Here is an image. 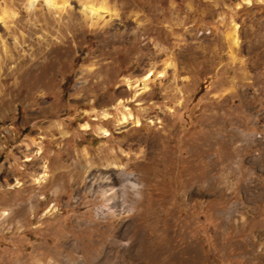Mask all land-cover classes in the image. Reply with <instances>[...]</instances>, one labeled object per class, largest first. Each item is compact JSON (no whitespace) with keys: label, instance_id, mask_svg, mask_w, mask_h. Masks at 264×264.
<instances>
[{"label":"rangeland","instance_id":"obj_1","mask_svg":"<svg viewBox=\"0 0 264 264\" xmlns=\"http://www.w3.org/2000/svg\"><path fill=\"white\" fill-rule=\"evenodd\" d=\"M57 1L0 0V264H264V0Z\"/></svg>","mask_w":264,"mask_h":264},{"label":"bare ground","instance_id":"obj_2","mask_svg":"<svg viewBox=\"0 0 264 264\" xmlns=\"http://www.w3.org/2000/svg\"><path fill=\"white\" fill-rule=\"evenodd\" d=\"M36 2V0H30V4H31V7H33L32 5H34V3ZM45 2H46V4H47V6H49L50 8H52V7H59V5H58V1L57 0H45ZM246 2L247 3H250V0H246ZM66 4H67V1H64L62 4H61V6L60 7H62L63 8V10H64V8L66 7ZM59 7V8H60ZM58 8V9H59ZM61 9V8H60ZM101 9H107V7H105L103 4L102 5H100V6H95L94 4H88V5H86L85 6V12H86V10H88L89 11V13L91 12V13H99L100 12V10ZM62 10V9H61ZM87 13V12H86ZM87 15V14H86ZM91 17V16H90ZM3 17H0V19H2ZM237 24V23H236ZM234 25V31H233V33H232V37H233V41H234V43H235V45L236 46H238L239 44H240V38H239V36H238V33H237V29H238V26L237 25ZM164 73H165V71L163 70V71H161L160 72V76H163L164 75ZM152 75L151 74H148V75H146V77L144 78V81H143V83H137V81L134 79V78H132V77H130V76H125L124 77V81H125V84L127 85V87L129 88V89H132V88H136V87H138L139 86V92L137 93L138 95L139 94H141V93H143V92H145V91H148L149 89H150V86H149V78L151 77ZM142 84V85H141ZM138 90V89H137ZM101 117L103 118V119H110L112 116H111V113L107 110V109H105V110H103L102 112H101ZM134 118V114H133V112H132V110L129 108V107H126L125 109H124V111L120 114V116H118L117 117V120H118V122L120 123V124H124V123H127L130 119H133ZM136 123H137V125H140L141 124V122H140V120L139 119H137L136 120ZM84 127L86 128V129H89V128H91V125H90V123H86L85 125H84ZM98 131H99V133L100 134H102L103 136H108L109 135V129L107 128V127H105V126H99V128H98ZM38 150H41L40 149V147H38ZM110 165V164H109ZM46 174V173H45ZM45 174H42L40 177H41V179L42 178H44L45 177ZM133 173L132 172H130V173H128V179H129V181L132 183V185L134 186V188H137L138 187V185H139V182L138 181H136V179H134V180H132L133 179ZM101 178H103V179H108L109 177L107 176V175H105V176H101ZM111 191L108 193V192H106L105 193V195L106 196H108V195H110L111 196V198H112V196H115V190H113V189H110ZM105 191V190H104ZM10 213V211H7V210H4L3 212H2V215H4V216H7L8 214ZM144 240V239H143ZM114 243V242H113ZM75 246V245H74ZM141 246V245H140ZM74 248V247H73ZM137 249V248H136Z\"/></svg>","mask_w":264,"mask_h":264}]
</instances>
